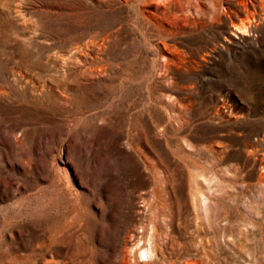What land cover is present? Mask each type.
Instances as JSON below:
<instances>
[{
  "label": "rangeland",
  "instance_id": "rangeland-1",
  "mask_svg": "<svg viewBox=\"0 0 264 264\" xmlns=\"http://www.w3.org/2000/svg\"><path fill=\"white\" fill-rule=\"evenodd\" d=\"M133 226L264 264V0H0V264H117Z\"/></svg>",
  "mask_w": 264,
  "mask_h": 264
},
{
  "label": "bare ground",
  "instance_id": "bare-ground-1",
  "mask_svg": "<svg viewBox=\"0 0 264 264\" xmlns=\"http://www.w3.org/2000/svg\"><path fill=\"white\" fill-rule=\"evenodd\" d=\"M141 199L143 207H145L148 201L143 197ZM159 237V233L153 232L148 237L140 235L135 226L127 229L122 238L117 264H150L149 259L161 256V249L158 245ZM141 255L145 257L149 255V259L146 262L141 261Z\"/></svg>",
  "mask_w": 264,
  "mask_h": 264
}]
</instances>
